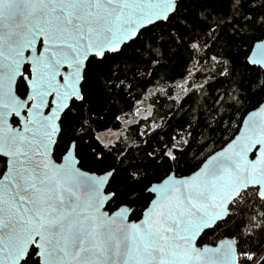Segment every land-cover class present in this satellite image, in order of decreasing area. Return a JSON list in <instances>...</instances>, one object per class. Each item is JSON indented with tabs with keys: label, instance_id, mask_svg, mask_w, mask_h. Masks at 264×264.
<instances>
[{
	"label": "water",
	"instance_id": "95a60500",
	"mask_svg": "<svg viewBox=\"0 0 264 264\" xmlns=\"http://www.w3.org/2000/svg\"><path fill=\"white\" fill-rule=\"evenodd\" d=\"M180 1L0 0V264H22L32 248L40 264H238L231 238L199 241L243 191L264 200V100L194 172L154 182L138 220L127 205L108 209L113 170L83 169L75 141L54 155L88 61L167 21ZM248 62L264 70V37Z\"/></svg>",
	"mask_w": 264,
	"mask_h": 264
},
{
	"label": "trees",
	"instance_id": "16d2710c",
	"mask_svg": "<svg viewBox=\"0 0 264 264\" xmlns=\"http://www.w3.org/2000/svg\"><path fill=\"white\" fill-rule=\"evenodd\" d=\"M263 37L264 0H181L167 21L88 61L83 99L63 115L55 158L75 141L82 168L113 170L108 208L126 204L139 218L154 182L194 172L263 102L264 70L248 62ZM18 92H27L22 78ZM5 169L0 157V177ZM234 208L200 243L226 236L251 258L245 264H264V200L248 193ZM36 253L22 264H40Z\"/></svg>",
	"mask_w": 264,
	"mask_h": 264
},
{
	"label": "flooded vegetation",
	"instance_id": "af4514ba",
	"mask_svg": "<svg viewBox=\"0 0 264 264\" xmlns=\"http://www.w3.org/2000/svg\"><path fill=\"white\" fill-rule=\"evenodd\" d=\"M24 72H25V70H24ZM25 73H26V72H25ZM24 95H25V94H24ZM57 160L60 161L61 158H60V159H57ZM83 169H84V168H83ZM108 204H109V203H108ZM125 205H126V204H125ZM121 206H123V205H121ZM121 206H119V207H121ZM127 206H129V205H127ZM119 207L114 208V209H109V208H108V209H109L110 211H113V210L118 209ZM129 207H130V206H129ZM130 208H131V207H130ZM131 209H133V208H131ZM144 209H145V208H144ZM144 209H143V210H144ZM132 213H133V211H132ZM142 213H143V211H142ZM142 213H141L140 217L142 216ZM140 217H139V218H140ZM139 218H134L132 214H131V216H130V219H131V220H138Z\"/></svg>",
	"mask_w": 264,
	"mask_h": 264
},
{
	"label": "rangeland",
	"instance_id": "374dc122",
	"mask_svg": "<svg viewBox=\"0 0 264 264\" xmlns=\"http://www.w3.org/2000/svg\"><path fill=\"white\" fill-rule=\"evenodd\" d=\"M182 84H183V83H182ZM216 240H218V238L215 239V241H216ZM212 242H213V241H212ZM246 258H250V257H249L246 253L242 252L241 255H240V259H239V260H240V263L243 262ZM250 259H251V258H250Z\"/></svg>",
	"mask_w": 264,
	"mask_h": 264
},
{
	"label": "built area",
	"instance_id": "2783aa9c",
	"mask_svg": "<svg viewBox=\"0 0 264 264\" xmlns=\"http://www.w3.org/2000/svg\"><path fill=\"white\" fill-rule=\"evenodd\" d=\"M256 194H257L256 191H252V192H251V195H253V196H256ZM234 210H235V208L233 209V212H235ZM241 264H244V261H243Z\"/></svg>",
	"mask_w": 264,
	"mask_h": 264
}]
</instances>
